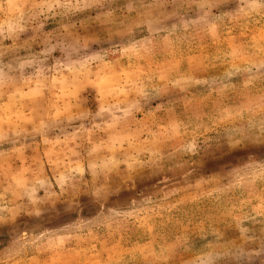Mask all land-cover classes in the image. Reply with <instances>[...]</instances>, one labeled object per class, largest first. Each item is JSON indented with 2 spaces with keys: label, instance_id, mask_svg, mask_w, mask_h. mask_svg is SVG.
<instances>
[{
  "label": "rangeland",
  "instance_id": "1",
  "mask_svg": "<svg viewBox=\"0 0 264 264\" xmlns=\"http://www.w3.org/2000/svg\"><path fill=\"white\" fill-rule=\"evenodd\" d=\"M0 264H264V0H0Z\"/></svg>",
  "mask_w": 264,
  "mask_h": 264
}]
</instances>
